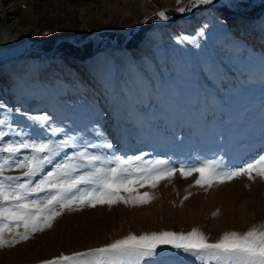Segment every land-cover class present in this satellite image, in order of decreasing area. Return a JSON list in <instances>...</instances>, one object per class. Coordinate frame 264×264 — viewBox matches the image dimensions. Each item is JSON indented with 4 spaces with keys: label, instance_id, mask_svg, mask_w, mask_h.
Masks as SVG:
<instances>
[{
    "label": "rangeland",
    "instance_id": "rangeland-1",
    "mask_svg": "<svg viewBox=\"0 0 264 264\" xmlns=\"http://www.w3.org/2000/svg\"><path fill=\"white\" fill-rule=\"evenodd\" d=\"M48 1L55 10L47 17L35 10L33 0L20 2V56L0 61V102L7 108L47 114L54 126L90 139H96L92 133L98 126L105 134L100 140L111 141L115 154L165 159L176 168L207 161L242 167L264 155V0L241 12L227 9L231 13L218 0L184 13L176 9L188 8L189 0H134L137 10L118 0H98L100 9L88 17L83 8L97 0ZM252 1L233 0L240 7ZM147 9L155 11L139 20ZM161 11L174 17L161 20ZM225 19L232 29L224 26ZM81 25L84 30L71 41L60 37ZM237 25L247 34H237ZM25 42L30 48L23 47ZM6 115V109L0 111V118ZM11 119L28 123L20 114ZM175 176L168 190L140 188L149 193L146 204H98L64 212L51 228L0 249V264H42L129 234L186 233L196 225L215 242L236 219L240 231L247 223L263 222L264 180L239 177L202 188L195 185L198 173ZM255 188L258 200L252 198ZM227 190L236 199L225 214L220 204H203L213 192ZM188 199L195 200L192 208ZM183 223L191 228L182 230ZM140 264L200 262L162 245Z\"/></svg>",
    "mask_w": 264,
    "mask_h": 264
},
{
    "label": "snow or ice",
    "instance_id": "snow-or-ice-1",
    "mask_svg": "<svg viewBox=\"0 0 264 264\" xmlns=\"http://www.w3.org/2000/svg\"><path fill=\"white\" fill-rule=\"evenodd\" d=\"M215 2L189 0L188 8L178 7L176 11L184 13ZM219 6L240 7L233 0H220ZM157 15L161 20L168 19L163 11ZM198 35L203 36V30ZM102 71L110 73L109 69ZM5 109L7 115L0 118V249L14 247L51 228L66 211L98 204H146L149 193L139 189L155 188L177 173L182 178L198 173L195 185L202 188L239 177L264 180V155L242 167L224 168L216 161H207L176 168L165 159L115 154L111 141L100 140L105 134L98 126L92 133L96 139H90L80 132L69 134L65 128L54 126L47 114H26L0 102V111ZM14 114L24 116L28 123L16 124L11 119ZM125 192L127 196L121 194ZM162 245L189 254L200 264H264V224L243 233L224 232L215 242H209L195 228L186 233L129 234L104 247L61 254L42 264H140L155 257Z\"/></svg>",
    "mask_w": 264,
    "mask_h": 264
},
{
    "label": "bare ground",
    "instance_id": "bare-ground-1",
    "mask_svg": "<svg viewBox=\"0 0 264 264\" xmlns=\"http://www.w3.org/2000/svg\"><path fill=\"white\" fill-rule=\"evenodd\" d=\"M21 1L22 0H0V50L3 51V55L0 56V61H3V62H6V61H8L14 57L20 56L19 55L20 50H16V47H17L18 40H20V38L22 36L21 33L23 32V29L20 25V14L22 12L21 7H20ZM218 2H220V0H218L217 3ZM118 3L119 4L121 3L124 6H127L129 10H131V9L137 10L136 6L134 5V3H135L134 0H118ZM33 6L35 7V10H37L43 17H47V16L51 15L52 12L55 10L48 0H33ZM99 9H100V2L98 0H97V2L92 1V2H88L85 5V7L83 8V13L86 17H88V16L92 15V12L97 13ZM154 11H155V9H147L139 15L138 19L142 20L145 17H147L150 13H153ZM262 19L264 20V14H263ZM222 23L224 24V26L226 28H231V29L233 28L232 23L228 22L227 19L223 20ZM237 27L239 28V30H237V28H235L236 31H238L237 34H240V35H246L247 34V32H246L247 29L242 32L243 29H241L240 26H238V25H237ZM83 30H84V26L81 25L77 29L71 30V32L63 33L60 37L73 39L77 34L82 32ZM94 34H97V32ZM252 36H254V35H252ZM147 37L149 38L150 35H148ZM245 43L246 42L244 41V44ZM143 44H144V42H143ZM146 45H147V42L145 43V46ZM23 47L25 49L30 48V45H29V43L25 42L23 44ZM61 60L64 62L66 61L63 59H61ZM64 62L62 63L63 66H64ZM171 180H163L160 183H158L155 188L161 187V185H162L164 187L167 186L165 189L168 190L170 187H172L170 184H168V182ZM173 180H175V179L173 178ZM262 187L264 188V182L262 183ZM155 188H153V189H155ZM257 189L256 188L253 189V192H252V198H254L256 200H258V194H259V190H257ZM235 199H236V196L233 194V192L228 191V190L223 194L222 193L220 194L219 192H215V193L213 192L212 196L209 199L205 200L203 202V204L207 205L210 202L220 204L222 206V209L224 210L223 214H225V212L227 210H229L232 202H234ZM187 201L189 203L190 202L193 203L195 200L194 199L185 200L186 203H187ZM191 203L189 204V206L192 208ZM240 223H241V221L239 219H236V220H234L233 224L227 226V229L229 231L231 230V231L243 233L244 231H246L250 227H252L250 223H247L246 227L240 231L239 230ZM249 224H250V226H249ZM262 224H264V220L262 222V219H261V222L258 225H262ZM182 226H183L182 230L183 229L189 230L191 228L189 223H183ZM225 227H226V225H225ZM193 228L201 231V228L197 225L193 226Z\"/></svg>",
    "mask_w": 264,
    "mask_h": 264
},
{
    "label": "water",
    "instance_id": "water-1",
    "mask_svg": "<svg viewBox=\"0 0 264 264\" xmlns=\"http://www.w3.org/2000/svg\"><path fill=\"white\" fill-rule=\"evenodd\" d=\"M260 1H263V0H254V1H252V2H250L249 4H247L246 6H243V7H240V8H238V9H233V8H231V10H233V11H236V12H241V11H243V10H245V9H247V8H249V7H251L253 4H256V3H258V2H260ZM218 3H220V2H218ZM171 17H174V16H171ZM171 17H168V19L169 18H171ZM146 18V17H145ZM143 20V19H142ZM141 20V21H142ZM140 21V22H141ZM139 25V24H138ZM71 39L72 38H67V39H64V40H68V41H71ZM74 39V38H73ZM56 39H55V41L53 42V47H55V45H56ZM113 44H114V42H113V40H110ZM122 42V41H121ZM39 49H41V48H39ZM51 51V50H50ZM47 54V53H46Z\"/></svg>",
    "mask_w": 264,
    "mask_h": 264
},
{
    "label": "trees",
    "instance_id": "trees-1",
    "mask_svg": "<svg viewBox=\"0 0 264 264\" xmlns=\"http://www.w3.org/2000/svg\"><path fill=\"white\" fill-rule=\"evenodd\" d=\"M223 9V8H222ZM224 10V9H223ZM225 11H228V12H230L229 10H227V9H225ZM231 13V12H230Z\"/></svg>",
    "mask_w": 264,
    "mask_h": 264
}]
</instances>
